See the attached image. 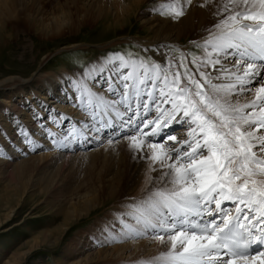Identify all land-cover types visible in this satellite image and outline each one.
I'll list each match as a JSON object with an SVG mask.
<instances>
[{"label":"snow or ice","instance_id":"snow-or-ice-1","mask_svg":"<svg viewBox=\"0 0 264 264\" xmlns=\"http://www.w3.org/2000/svg\"><path fill=\"white\" fill-rule=\"evenodd\" d=\"M232 2L241 10L224 5L227 15L209 29L212 39L203 38L205 54L193 61L195 71L182 61L173 72L174 65L165 56L164 63L142 65L139 73L135 66L122 70L129 67L126 61L117 64L114 73L96 68L80 70L79 77L69 73L73 99L93 106L80 130L83 143L98 146L104 139L111 144L116 137L127 138L136 152L142 153L145 146L151 150L150 157L140 158L168 169L163 186L149 189V198L126 216L134 223L122 222L128 233H150L169 241L170 249L162 257L167 264H264V133L257 134V129H264V0ZM222 72L235 78L226 85L229 91L254 90L255 98L242 107L214 98L208 88L225 87L214 83ZM101 76L104 86L94 87L89 78ZM135 99L142 110L139 118L129 103ZM100 106L112 111L97 113ZM56 119L62 117L33 116L40 125L39 139H50L55 147L67 150L79 137L50 131L59 127ZM172 122L189 127L193 142L183 151L151 139L163 136L162 129ZM16 135L22 151L36 150L29 148L38 139L27 125H18Z\"/></svg>","mask_w":264,"mask_h":264},{"label":"bare ground","instance_id":"bare-ground-1","mask_svg":"<svg viewBox=\"0 0 264 264\" xmlns=\"http://www.w3.org/2000/svg\"><path fill=\"white\" fill-rule=\"evenodd\" d=\"M34 1L35 0H32V3H30L29 0H0V27L3 28L5 25V21L8 19H14V16H16L15 19H17L24 14V18L26 17L25 19H27L34 15L35 17H37V21H39V25L37 26L40 27L38 29L43 30L45 28V30H48L47 32H49L51 35L56 36L60 32L61 27L64 24L63 22H66L64 19V17H66V13L69 12L59 13V15H55L54 17L45 16L44 18L42 15L43 10L41 11L42 8L40 6H36L34 8V14L30 15L32 12L30 13L31 9L29 8V6H27V4L29 5L30 3L34 6ZM146 1L147 0H65V7L70 4L69 7L77 9L78 2L80 4L87 3L88 6L86 7V10L84 9L85 16L91 15L89 12L96 13L94 16L95 18H97L98 20L99 18H101L103 23H108V25H111L114 28L125 26L131 20H138L140 22V25L146 30L148 39L124 38L123 40L133 41L145 51L151 50L152 52H155L156 55L158 54L157 52H159V50H163L164 52H159L158 55L163 59L165 56L167 57V61L170 64L174 65L172 67L173 71L177 70L176 66H178L179 61L175 60L174 58L170 59L171 57L168 56V53L165 49L166 47H172V45L177 46V48L182 50L181 54L183 58L189 57L187 56V53L189 51V48H187V46L189 44L187 42V44L182 42V40L184 41V39L187 40L188 38L189 40L187 41H194L201 45L200 50H198L197 52L195 50L196 55L195 59L193 60L199 61L205 54L203 38L208 37V39H212V37L209 35V29H212L215 23H217L223 16L227 15V13L223 12L224 5H228L235 11L241 10L239 7L233 4L232 0H191V3H189V0H156L157 4L161 3L163 6H166V2L171 3L175 1V3H177L179 12H182V15L168 17L162 15V13L158 14L156 11L151 12L152 10L150 9L148 10V12L143 13L144 10H141L143 7V3L145 2L146 4ZM217 9H221V11L216 15ZM95 18L94 20H96ZM108 25H106L105 27H108ZM213 31L216 34H220L219 30L214 29ZM232 59H235V57H233ZM125 61L128 63L129 67L122 70L131 71L132 67L135 66L137 73L141 71L142 64L139 61L135 59L128 60L123 58L122 56L119 57L118 55L108 56L107 59L100 58L99 60H97V62H94L92 64L90 63V66H87L85 68L102 69L105 73H114L117 64H123ZM224 64L230 67L231 62L225 61ZM192 67V70L194 71L196 65H192ZM217 67L219 68L220 66ZM240 67L242 70L244 65H241ZM230 70L232 72L236 71V69ZM73 72L74 71H66L65 69L60 70L59 72L57 71L56 73L44 75H39L36 72L34 73V75L36 74L38 75V77L35 75L37 84L34 90H32L33 88L30 87V83L27 84L28 79H17L11 77L0 81V93H4V95H2V98L0 99V181L2 182L4 180L6 182L9 179L4 190L0 192V210L4 212L2 215V220L0 221V229H2V227L5 225V222H7L13 214H18V211L16 210L18 208V205L15 206L14 209H11L10 203L5 196V191L9 188H12V182L14 181V171H16V169L21 165L26 164L25 160L17 162L15 164H13L14 162L12 163L13 159L24 153V151H22L21 147L19 146L20 137L16 135L18 125H27L28 128L32 129L36 133L38 144L35 146L29 145V148L35 147L36 150L34 152L28 151L27 153L31 154L32 152L33 154L31 155L33 156L29 155V157L31 156L29 159L37 160L39 161V163L45 164L47 162L46 164L48 165V163L51 164L55 162L54 160H56L60 156L61 158L59 157L60 159L58 160L61 164L64 165L67 162L66 159L70 156L68 151L75 148V145L78 144L80 145V147L78 145V148H84L86 146V144L83 143V137L80 136V130L84 127V118L92 116L93 106L86 105L80 101H75L73 99L74 93L70 91V85L67 83L68 81L72 80V76H70L69 73ZM80 74L81 73L75 71V75L77 77H79ZM93 75H96V73H93ZM154 76L155 73H153V77ZM221 76L222 78L220 80H214V83L225 85V87L217 89L209 86L208 88V92H210L214 98L220 100L222 103L224 102V100H228L233 107H242L243 105L250 103L255 98L254 90H248L244 92H239V90H237L236 93L229 91L226 85L229 82H235L234 76H229L227 73L223 72L221 73ZM32 79L31 81H33ZM89 79L94 87L104 86L102 76L98 77L97 80H91V78ZM259 86V84L256 85V87ZM29 87L31 88V90H28ZM247 87L249 89H252V85H248ZM247 93L250 94L247 95ZM75 95H79V93L77 92L75 93ZM11 98L17 99L19 103L13 104L11 102L13 105H7ZM140 99H142V97ZM129 103L136 111V115L139 118L142 112V110L137 107L139 99L129 101ZM77 105H79V107H77ZM101 107L104 109V112L112 111L111 109H105L103 106H100V108ZM165 107L170 108V106L168 105H166ZM7 108H11L12 111H8ZM49 110H51V113ZM121 111H123L122 106ZM243 111L250 112L252 111V109L245 108L243 109ZM52 113L59 114L62 119H56L55 124L59 127H52L49 129L50 131H66L68 137H79L78 140H73V143L69 145L67 150L55 147L50 139H39L42 136V133L39 131L40 125L38 123H34L33 116L34 114H39L41 117H45ZM112 118L116 121L119 120V117L114 116L113 114ZM77 120L80 121L79 125L75 123L77 122ZM175 127L178 128H176L173 132L172 129H174ZM127 130L128 129L126 128H121L122 132ZM162 131L163 136L153 137L151 139L153 141L160 140L166 148H178L183 151L188 147V143L193 142V138L189 135L188 125H185L183 123L172 122L169 127H165L164 129H162ZM261 133H264V129H257V134L259 135ZM169 136H174L176 138L175 141L169 139ZM115 139L117 138H114V140ZM104 142H106V145L99 148V150H95L87 154L93 155L98 153V151H101L103 153V158L107 161L110 160V162L114 161L116 163V167L118 168L120 162H122L120 159L122 155L121 151L127 149L132 153V159L129 163V176L127 177V179H125L127 180V194H135V197H133L132 200H135L140 196V193L139 195H137V193L141 190L145 189L142 191L144 193L149 191V189L157 188L163 183L162 178L164 176V173L167 172L168 169L160 167L159 163L153 164L150 159L140 158L141 156L150 157L151 150L146 146L144 148V151L140 153L131 149L130 142L127 138L121 139L111 144H109L108 139H105ZM181 142L186 143L181 144ZM87 154H83V156ZM27 161L29 162V160ZM118 175L119 179L116 181L117 187L115 189L113 187L114 183H112L114 179L111 178L108 180V196L106 197V201H113V207H115L116 205L117 219L115 220L112 216V222L106 227H101L103 226L101 224L99 227L96 225L93 227V232H84L80 234V236H78L72 243H69L64 252V257L69 258L71 261L68 264H89L93 260L92 257H98L99 260V258L102 256L104 258H106L107 256L110 258L117 257V264H130L134 263V261H136V259H138L141 254L143 255L146 253L155 255L157 251H163V249L160 250L161 248H167V251L163 252L162 255L169 251V241L165 240L162 242L154 238L150 233H148L150 235V238H147L146 240L136 241L135 238H132L134 234L126 232V230L123 228L122 222H128L130 219H126V215L123 213L125 211L124 209H126L124 208V204L120 205V203H118V199H116V193L123 182L124 173L121 171V173H118ZM72 200L77 201V204H82L85 207V210L83 211L85 217H87L90 212L101 206L100 201L97 202L96 199H91L89 196L83 195L80 192H76ZM70 206L72 205L70 204ZM9 209L10 211L8 212V215H6ZM72 211V214L65 213L66 215L63 219L64 222L59 231L55 234H51V236H53V238L55 239L52 245L53 247H55L60 238L64 236L65 232L71 226L72 222L81 216V213H77L76 209H72ZM115 230L117 231L115 232ZM106 234H113L114 237L116 236L114 241L116 239H119L120 243H122H118L105 250L102 247L107 246L110 243L106 238ZM126 237H129V239L131 237V241H128V243H123ZM38 238L40 237L33 236L32 240L28 242L27 247L31 242L50 243V239L47 233L43 235L42 238H40L41 240ZM100 247L102 249H98ZM21 250L22 249L20 248L15 251L3 264H21L24 261H27L31 254H35V251L37 249L32 250V247H29V249L24 250L23 252ZM147 258L148 257H146L145 260H147ZM158 258H160L158 259L160 261L163 260L162 256Z\"/></svg>","mask_w":264,"mask_h":264},{"label":"rangeland","instance_id":"rangeland-1","mask_svg":"<svg viewBox=\"0 0 264 264\" xmlns=\"http://www.w3.org/2000/svg\"><path fill=\"white\" fill-rule=\"evenodd\" d=\"M29 1L32 3V0ZM34 2V6L30 3L29 5L27 4L31 9L30 13L32 12L30 15L34 14V8L36 6H40L42 8H40L41 11L43 10L44 12H42L44 18L45 16L54 17L55 15H59V13L69 12L64 17L66 22H63V28L61 27L60 32L55 36L47 32L48 30H45V28L43 30L38 29L40 27L37 26L39 25V21H37V17L34 15L25 19L26 17L24 18L25 15L23 14L17 19L14 16V19L6 20L4 27H0V81L11 77L28 79L27 84L30 83V87L34 90L37 84L35 79L36 74L34 75L36 72L39 75H44L65 69L66 71L80 73V70L90 66V63L97 62L100 58L107 59L111 55L122 56L128 60L135 59L142 65H149L150 62L154 61L164 63V59L158 55L163 50H159L156 55L151 50L145 51L133 41L123 40L124 38L148 39L146 30L140 25L138 20L134 19L129 21L125 26L114 28L108 25V23H103L101 18L99 20L95 18L96 13L89 12L91 15L85 16L84 12L88 6L87 3L80 4L78 2L79 4L77 3L78 7L76 9L69 7L70 4L65 7V0H35ZM165 5L163 6L161 3L157 4L156 0H147L146 4L145 2L143 3L141 11L144 10L143 13H146L150 9L152 10L151 12L156 11L158 14L162 13V15L168 17L176 16L175 13L179 12L175 1L171 3L166 2ZM220 11L221 9H217L216 15ZM106 25L108 27H105ZM187 40L189 39L187 38ZM187 40H182L183 43L189 44L187 46L189 48V51L187 50V56L189 57H185L186 59L183 58L181 54L182 50L177 48V46L172 45V47L168 46L165 49L168 56L171 57L170 59L174 58L180 63L183 61L192 69V65L195 66L193 60L195 59L196 52L201 49V45ZM179 62L178 65L180 64ZM171 71L173 70L171 69ZM36 76L38 77V75ZM30 87L28 90H31ZM249 94L247 93V95ZM2 95L4 93H0V99ZM11 102L13 104L19 103L17 99L11 98L7 105H13ZM7 109L10 112L12 111L11 108ZM95 111L97 113H103L104 109L99 107L95 108ZM112 114L116 116L114 112ZM178 127H175L172 131L174 132ZM116 138L115 142L121 140V138ZM104 140L98 146L95 142L93 144H86L84 148H78L79 144L75 145V148L68 151L70 156L66 159L67 162L65 161L66 163L64 165L58 160L61 158L60 156V158L58 157L54 160L55 162L48 163V165L46 164L47 162L44 164L39 163L37 160L29 159L33 156L31 154L34 151L31 154L24 152L22 155L17 156V159L12 160V163L14 162L13 164L23 160H25L26 164L21 165L14 171L12 188L5 191V196L10 203L11 209H14L18 205L16 209L18 214H13L5 222L2 229H0V264L5 263L18 249L21 248L23 252L29 249V247H32V250H37L35 254H31L29 259L24 262L22 261L23 263L21 264L70 263V259L64 257L65 249L69 243H72L84 232H93V227L96 225L99 227L101 224L103 225L101 227H106L112 222V216L115 220L117 219V207L116 205L113 207L112 200L106 201V197L108 196V180L111 178L114 179L111 182L114 183L113 187L115 189L117 187L116 181L119 179L118 173H121V171L124 173L123 182L118 188L116 199H118L120 205L124 204V208L126 209H124L125 211L123 213L126 216L129 213H135L136 208L149 198L151 195L149 191L142 192L145 189L137 193V195L140 193V196L135 200H132L135 194H127V180L125 179L129 176V163L132 159V153L129 150L125 149L121 151L122 155L120 159L122 162H120L118 168L114 161L110 162V160L107 161L104 159L101 151L93 155L87 154L99 150V148L106 145ZM83 154L87 155L83 156ZM29 155L31 156L29 157ZM8 180L6 182L4 180L2 182L0 181V192L4 190ZM162 186L163 183L158 187ZM155 189L152 190L154 191ZM76 192L89 196L91 199H96L97 202L100 201L101 206L85 217L83 214L85 207L82 204H77V201L72 200ZM72 209H76V212L81 213V216L72 222L64 236L53 247L52 245L55 239L51 234L59 231L63 225L65 213L72 214ZM9 211L10 209L6 215H8ZM3 213L0 210V221L2 220ZM128 222L134 223V220L130 219ZM46 233L48 234L50 243L31 242L27 247L28 242L32 240L33 236L42 238ZM115 237L113 234H106V238L111 244L109 243L102 248L107 250L118 243L121 244L122 242L120 243L119 239L114 241ZM132 238H135L136 241H141L150 238V235L148 233L143 236L133 235ZM128 241H131V237L130 239L126 237L123 243H128ZM102 248L100 247L98 249ZM162 249L163 251H160L161 254L159 251L155 255L141 254L134 263L130 264H167L165 260H158L160 259L158 257H163L164 255L162 253L167 251V248H161L160 250ZM146 257H148L147 260H145ZM92 258L93 260L89 264L118 263L117 257L110 258L107 256L104 258L102 256L99 260L98 257Z\"/></svg>","mask_w":264,"mask_h":264}]
</instances>
